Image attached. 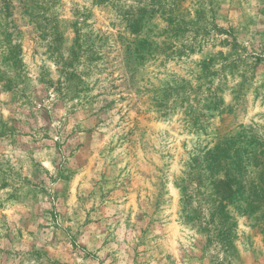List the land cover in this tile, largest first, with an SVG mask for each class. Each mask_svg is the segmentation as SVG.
<instances>
[{"label": "rangeland", "instance_id": "rangeland-1", "mask_svg": "<svg viewBox=\"0 0 264 264\" xmlns=\"http://www.w3.org/2000/svg\"><path fill=\"white\" fill-rule=\"evenodd\" d=\"M263 151L264 0H0V264H264Z\"/></svg>", "mask_w": 264, "mask_h": 264}, {"label": "trees", "instance_id": "trees-1", "mask_svg": "<svg viewBox=\"0 0 264 264\" xmlns=\"http://www.w3.org/2000/svg\"><path fill=\"white\" fill-rule=\"evenodd\" d=\"M129 21H134V25L138 22V18L128 19ZM232 147L231 143L222 142L221 144L216 145L213 149L207 150L206 161L209 162L212 168H217L222 166V156L223 154ZM240 151V147L235 148ZM264 153V151H263ZM229 158V156H227ZM238 156H235L232 160V164L235 168L239 167L240 159H237ZM230 163H228L229 165ZM230 167L225 168V173L223 176H216L209 179V189L206 191H201L203 184L200 181H196L194 176H188L189 182L195 184L194 188H189L187 186H182L183 188V201L185 205H191L195 201L197 204L196 207H192L189 214L185 215L186 218L193 222L199 223V225H204V228L207 229L208 233L215 236L219 241H224L228 237L227 226L229 223V215L227 213L226 203L234 195L236 188L234 185H237V176L235 173L230 174ZM185 180H183L184 182ZM202 201L206 203V208L202 206ZM205 211L208 216L205 215ZM202 228V226H200Z\"/></svg>", "mask_w": 264, "mask_h": 264}]
</instances>
